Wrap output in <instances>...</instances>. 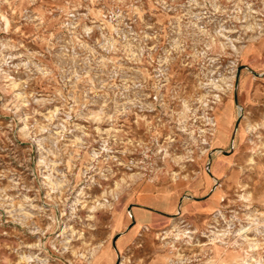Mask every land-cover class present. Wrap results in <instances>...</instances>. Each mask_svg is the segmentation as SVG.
<instances>
[{
    "label": "rangeland",
    "instance_id": "1",
    "mask_svg": "<svg viewBox=\"0 0 264 264\" xmlns=\"http://www.w3.org/2000/svg\"><path fill=\"white\" fill-rule=\"evenodd\" d=\"M257 262L264 0H0V264Z\"/></svg>",
    "mask_w": 264,
    "mask_h": 264
},
{
    "label": "bare ground",
    "instance_id": "2",
    "mask_svg": "<svg viewBox=\"0 0 264 264\" xmlns=\"http://www.w3.org/2000/svg\"><path fill=\"white\" fill-rule=\"evenodd\" d=\"M181 231H178L177 232V234L176 235H179V234H185L186 232H185V230H184V232L182 231L181 233H180ZM258 260V259H257ZM257 264H260L259 262H257Z\"/></svg>",
    "mask_w": 264,
    "mask_h": 264
}]
</instances>
